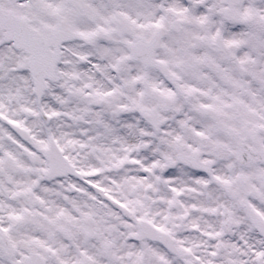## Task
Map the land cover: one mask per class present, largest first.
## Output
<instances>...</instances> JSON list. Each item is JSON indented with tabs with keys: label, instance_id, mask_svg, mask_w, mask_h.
I'll return each instance as SVG.
<instances>
[{
	"label": "snow or ice",
	"instance_id": "snow-or-ice-1",
	"mask_svg": "<svg viewBox=\"0 0 264 264\" xmlns=\"http://www.w3.org/2000/svg\"><path fill=\"white\" fill-rule=\"evenodd\" d=\"M0 264H264V0H0Z\"/></svg>",
	"mask_w": 264,
	"mask_h": 264
}]
</instances>
